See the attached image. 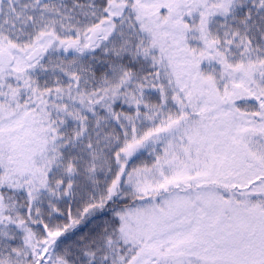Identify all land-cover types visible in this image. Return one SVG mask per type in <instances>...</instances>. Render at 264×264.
Returning a JSON list of instances; mask_svg holds the SVG:
<instances>
[{"label":"snow or ice","instance_id":"obj_1","mask_svg":"<svg viewBox=\"0 0 264 264\" xmlns=\"http://www.w3.org/2000/svg\"><path fill=\"white\" fill-rule=\"evenodd\" d=\"M0 264H264V0H0Z\"/></svg>","mask_w":264,"mask_h":264}]
</instances>
